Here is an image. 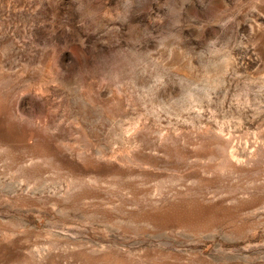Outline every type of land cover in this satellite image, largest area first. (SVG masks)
Here are the masks:
<instances>
[{
	"label": "rangeland",
	"instance_id": "obj_1",
	"mask_svg": "<svg viewBox=\"0 0 264 264\" xmlns=\"http://www.w3.org/2000/svg\"><path fill=\"white\" fill-rule=\"evenodd\" d=\"M0 264H264V0H0Z\"/></svg>",
	"mask_w": 264,
	"mask_h": 264
}]
</instances>
